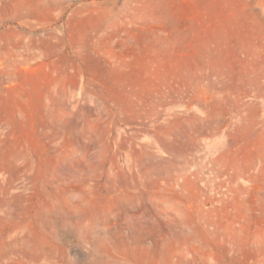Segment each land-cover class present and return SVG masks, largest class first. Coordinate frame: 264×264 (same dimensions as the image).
Listing matches in <instances>:
<instances>
[{
	"label": "rangeland",
	"instance_id": "obj_1",
	"mask_svg": "<svg viewBox=\"0 0 264 264\" xmlns=\"http://www.w3.org/2000/svg\"><path fill=\"white\" fill-rule=\"evenodd\" d=\"M0 248L264 264V0H0Z\"/></svg>",
	"mask_w": 264,
	"mask_h": 264
},
{
	"label": "bare ground",
	"instance_id": "obj_2",
	"mask_svg": "<svg viewBox=\"0 0 264 264\" xmlns=\"http://www.w3.org/2000/svg\"><path fill=\"white\" fill-rule=\"evenodd\" d=\"M2 240H3V239H2ZM2 244H4V242H3ZM0 251H1V248H0ZM1 253H3V252H1Z\"/></svg>",
	"mask_w": 264,
	"mask_h": 264
}]
</instances>
